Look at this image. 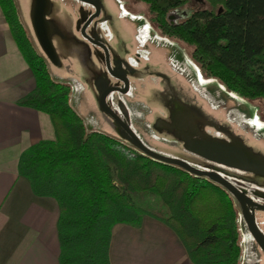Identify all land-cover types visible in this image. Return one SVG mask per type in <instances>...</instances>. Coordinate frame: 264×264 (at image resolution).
Listing matches in <instances>:
<instances>
[{
    "label": "trees",
    "instance_id": "obj_1",
    "mask_svg": "<svg viewBox=\"0 0 264 264\" xmlns=\"http://www.w3.org/2000/svg\"><path fill=\"white\" fill-rule=\"evenodd\" d=\"M141 1L149 4L162 33L193 46L192 55L204 75L216 77L229 90L258 100L264 118V0H209L210 8L194 9L178 21L172 19L173 11L181 8L185 0ZM0 6L36 80L35 89L19 104L48 114L55 130L54 140H42L22 153L18 169L30 180L36 195L53 197L58 203L60 264H112L110 247L115 225L139 226L144 215L170 227L195 264H241L244 244L239 218L243 213L236 197L207 177L154 160L121 140L88 130L70 102L69 86L49 69L50 60L31 22L32 0L29 27L21 19L17 0H0ZM63 7L52 0L47 16L55 26L54 45L62 66L66 60H74L80 78L90 80L86 71L98 69L93 48L96 45L83 37L75 15ZM104 21L102 13L87 32L108 46L113 61L123 43L117 38L107 41L101 27ZM138 21L142 25L143 18ZM147 62L148 76L154 67L150 59ZM141 70L136 67L129 73L130 78H140ZM149 93L146 101L165 110L163 114L156 112L153 118L152 124L160 134L179 138L172 130L157 127L160 118L176 123L171 114L176 97L208 116L205 126L225 129L228 135L224 142L239 141L248 154L264 160V150L259 145L237 134L218 116L204 112L198 100L185 96L174 80L162 83V87H151ZM173 149L198 168L211 170L214 164L187 149ZM222 166L221 174L235 185L233 180L264 182V176L253 171ZM149 195L160 198L158 207L137 205L136 198L144 200Z\"/></svg>",
    "mask_w": 264,
    "mask_h": 264
},
{
    "label": "rangeland",
    "instance_id": "obj_2",
    "mask_svg": "<svg viewBox=\"0 0 264 264\" xmlns=\"http://www.w3.org/2000/svg\"><path fill=\"white\" fill-rule=\"evenodd\" d=\"M60 1L75 15L81 30L83 24L91 15L93 6L80 0ZM121 1L128 10L129 14L127 13V16L130 19H134V15L137 16L135 19L143 18L146 22V29H141L144 40L139 35V40L137 39L135 42L136 48H134V53L131 56H135L136 51H141L144 56L140 57L139 62H144L150 59L151 54L149 51L152 49V57L160 61L159 53H161V57L167 58L169 67L174 74L175 84L182 88L186 94L185 96H193L195 100H198L204 112L213 117L218 116L221 122L232 127L237 134L247 137L249 142L259 145L264 150V118L261 116V103L258 100L249 99L237 91L229 90L225 85H221L216 77L208 78L204 75L200 65L192 55L193 46L162 33V30L158 27V23L153 20V15L149 11V4L147 2L141 0ZM17 2L19 11H21V19L29 27L30 17H26L27 14L21 5V0H17ZM211 5L209 0H185V4L181 8L173 11L172 19L174 21L184 19L192 10L210 8ZM104 32L105 34H109L105 27ZM93 48L98 69L86 71V75L91 77L90 80H82L80 78L81 73L75 65L74 60H66L64 66H62V60L60 65L49 62V69L55 78L65 82L69 86L70 102L80 116L82 115L81 117L88 130H98L135 147L129 140L123 127L111 115L105 112L100 105V98L105 89L109 87L124 88V82L110 74L105 63V54L101 48L97 46H93ZM146 50L147 55L144 52ZM169 52L172 55L169 56ZM114 66L117 69H121L120 63L117 64L116 62ZM122 67V70L127 71L124 65ZM158 78L154 75L143 79L132 76L130 88L127 92L116 90L108 96L109 105L132 128L143 143L153 151L177 158L180 157L175 153L176 151L173 148L187 149V145L192 143L223 144V138L228 135L226 130L221 126L217 127V129L213 126L211 127V125L205 126L204 123H208L207 118L197 114L195 109L192 110L191 107L185 106L180 99L178 103L179 112L181 110V113L185 116L188 114L189 118L192 115V120L188 126L185 125V130H181L180 128L172 130L179 138L172 139L167 135L160 134L154 128L152 124L154 115L156 112L163 114L165 110L159 106L153 107V104L148 103L146 99L150 95L149 91L153 87V82H156ZM156 86L157 84L154 87ZM174 98V101L177 102L178 98ZM176 113V110L173 109L171 113L173 119ZM193 115L197 116L194 117ZM185 116L182 115L181 119L185 118ZM187 121L184 123L186 124ZM157 126L168 129L170 127L172 129L173 127L176 128L174 124H169L161 118L157 121ZM234 145L235 147H243L239 141H235ZM255 159L258 162L260 161L259 165L261 166H256L257 168L253 172L264 176V160L256 156ZM210 168L211 170L224 173V167L221 164L214 163ZM233 181L256 202L264 205V182L261 184H246L237 180ZM135 200L137 205L145 207H158L160 204V198L155 195H149L144 200L137 198ZM255 214L257 224L264 233V208H255ZM239 222L244 244L241 264H264V252L257 241L252 236H249V231L242 216L239 218Z\"/></svg>",
    "mask_w": 264,
    "mask_h": 264
},
{
    "label": "crops",
    "instance_id": "obj_3",
    "mask_svg": "<svg viewBox=\"0 0 264 264\" xmlns=\"http://www.w3.org/2000/svg\"><path fill=\"white\" fill-rule=\"evenodd\" d=\"M53 1L61 9L64 8L60 0ZM30 2L21 0L27 18ZM102 7L105 15L111 17L108 20L114 38L121 39L123 43L121 50H130L132 55L136 48L135 42L139 40V35L142 37L141 29L146 25L145 20L140 25L139 19H130L121 0H106ZM138 52L140 57L144 56L141 51ZM144 52L147 55V50ZM149 53L154 69L148 76L159 77L153 82V87L156 84L162 87V83L175 81L167 58L161 57L159 53L160 61H157L152 57V49ZM169 53V56L172 55ZM131 57H128V61L134 68H143L138 75L140 79L148 77L150 62L146 60L135 65ZM35 87L33 72L0 6V264H60L58 203L53 197L36 195L30 180L20 175L18 169L24 151L42 140L55 139L54 126L48 114L19 104ZM179 102V99L175 101L177 113L174 125L178 127L170 130H185V125L188 126L192 120V115L189 114V118L188 114L185 116L181 110L179 112ZM195 110L197 114L205 116ZM182 115L185 118L181 119ZM205 117L209 122L210 119ZM110 258L112 264H195L177 234L162 221L149 215H144L139 226L127 223L115 225Z\"/></svg>",
    "mask_w": 264,
    "mask_h": 264
},
{
    "label": "water",
    "instance_id": "obj_4",
    "mask_svg": "<svg viewBox=\"0 0 264 264\" xmlns=\"http://www.w3.org/2000/svg\"><path fill=\"white\" fill-rule=\"evenodd\" d=\"M82 2L91 4L95 8V12L89 16L82 26L81 32L84 38L92 44L99 46L104 50L106 66L112 76L124 82V88L109 87L105 89L100 98V105L102 109L111 115L125 130L131 143L143 154L150 156L154 160L175 165L185 169L186 171L196 175L209 178L211 181L218 183L228 189L240 202L242 207L243 217L246 221L250 234L257 241L264 252V233L257 224L255 208H264V205L256 202L253 198L242 191L237 185L227 179L220 172L214 170H204L198 168L188 161L169 157L153 151L146 146L132 128L118 115V113L109 105L108 96L113 91L127 92L130 88V79L123 72L117 71L113 68L111 62V55L107 45L88 34L87 29L90 24L100 16L101 3L98 0H80ZM52 10V0H32L31 6V22L37 37V40L46 54L50 62L55 65L61 64L60 56L54 45L52 36L55 32V26L51 20L48 19V14ZM187 150L199 155L211 162L221 164L227 167L243 170L253 171L259 165V162L254 156L248 154L243 147H235L234 143L224 142L223 144H199L192 143L187 145ZM255 159V160H254ZM255 163V164H254ZM258 164V165H257ZM257 166V167H256Z\"/></svg>",
    "mask_w": 264,
    "mask_h": 264
},
{
    "label": "flooded vegetation",
    "instance_id": "obj_5",
    "mask_svg": "<svg viewBox=\"0 0 264 264\" xmlns=\"http://www.w3.org/2000/svg\"><path fill=\"white\" fill-rule=\"evenodd\" d=\"M98 1H100V3H101V14H100V16L102 15V13H103V15H104V17H105V21L101 24V27L103 28V32H104V27L107 29V31L109 32V34H105V32H104V35H105V38L107 39V41H111V40H113L114 39V33H113V30H112V28L110 27V24H109V22H110V20H111V17L110 16H107V15H105V13H104V11H103V7H102V4H103V2H106V0H98ZM91 5V4H90ZM122 6V9H123V5H121ZM94 8V7H93ZM95 12V8H94V11L92 12V14ZM99 16V17H100ZM99 17H97V18H99ZM96 18V19H97ZM108 19H110V20H108ZM135 19V18H134ZM78 27H79V24H78ZM144 27L145 26H143L142 28L144 29ZM81 34H82V32H81ZM89 34V33H88ZM96 39V38H95ZM141 39H142V37H141ZM98 40V39H97ZM99 41H101V40H99ZM101 42H103V41H101ZM104 43V42H103ZM99 47V46H98ZM108 47V46H107ZM100 48V47H99ZM101 50L104 52V50L101 48ZM122 50L124 51V54H123V52H122ZM121 50V53H119V55L118 56H115L114 58H113V61L111 60V62H112V66H113V68L115 69V70H117V71H120V72H123L124 74H126L128 77H129V79H130V81H131V78H130V76H129V73L130 72H133L134 71V66L128 61L129 60V56H131V52H130V50H125V49H122ZM109 51H110V49H109ZM105 54V53H104ZM110 55H111V52H110ZM123 55L126 57V58H124L123 57ZM135 56H132L131 57V62L133 63V64H135V65H138L139 64V61H140V53L138 52V51H136L135 52V54H134ZM111 58H112V56H111ZM128 58V59H127ZM117 62V64H119L120 63V67H121V69H117L114 65H115V63ZM105 63H106V61H105ZM124 65V67H125V70H127V71H124V70H122V66ZM158 127V126H157ZM249 236H252L251 234H250V232H249ZM253 237V236H252Z\"/></svg>",
    "mask_w": 264,
    "mask_h": 264
},
{
    "label": "bare ground",
    "instance_id": "obj_6",
    "mask_svg": "<svg viewBox=\"0 0 264 264\" xmlns=\"http://www.w3.org/2000/svg\"><path fill=\"white\" fill-rule=\"evenodd\" d=\"M127 13V12H126ZM142 40H144L143 38H142ZM181 63V62H180ZM187 67H188V65H187ZM52 69V68H51ZM54 69V68H53ZM55 71V70H54ZM55 75V74H54ZM61 78V77H60ZM205 81H207V80H205ZM198 84V83H197ZM196 85V84H195ZM197 86V85H196ZM206 88H209V87H206ZM206 92V91H205ZM242 99V98H241ZM78 109V108H77ZM82 109H83V107H82ZM82 116V115H81ZM86 116V115H85ZM96 128V127H95ZM98 131V130H97ZM243 228V227H242ZM246 247V246H245ZM246 253V252H245ZM248 257V256H247ZM248 262V261H247Z\"/></svg>",
    "mask_w": 264,
    "mask_h": 264
},
{
    "label": "built area",
    "instance_id": "obj_7",
    "mask_svg": "<svg viewBox=\"0 0 264 264\" xmlns=\"http://www.w3.org/2000/svg\"><path fill=\"white\" fill-rule=\"evenodd\" d=\"M125 12H127V11H125ZM176 12H177V11H176ZM136 17H137V16H134V15H133V18H136ZM144 29H146V27H144Z\"/></svg>",
    "mask_w": 264,
    "mask_h": 264
}]
</instances>
